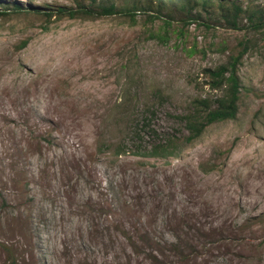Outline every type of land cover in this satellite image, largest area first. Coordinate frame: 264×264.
Segmentation results:
<instances>
[{
  "label": "rangeland",
  "instance_id": "374dc122",
  "mask_svg": "<svg viewBox=\"0 0 264 264\" xmlns=\"http://www.w3.org/2000/svg\"><path fill=\"white\" fill-rule=\"evenodd\" d=\"M43 25L0 17V264H264V28L192 23L165 44L114 17ZM245 37L237 118L176 158L132 154L187 133L220 94L204 70Z\"/></svg>",
  "mask_w": 264,
  "mask_h": 264
},
{
  "label": "trees",
  "instance_id": "16d2710c",
  "mask_svg": "<svg viewBox=\"0 0 264 264\" xmlns=\"http://www.w3.org/2000/svg\"><path fill=\"white\" fill-rule=\"evenodd\" d=\"M75 7L58 6L55 10H42L14 2L0 10V17L11 14L23 15L32 20H41L47 28L64 18L90 20L114 17L121 22L147 27L149 36L162 43L183 42L185 28L195 23L207 29L222 26L226 29L251 31L264 28V5H246L242 0H74ZM142 18V22L139 19ZM161 21L157 27L156 21ZM252 38L240 40L242 47L232 52L215 67L206 68L205 75L212 90L220 94L212 98H198L182 116L187 133L182 137L168 135L148 150L132 151L137 156L170 159L178 157L184 148L194 146L204 136L207 128L215 123L234 120L240 110L242 80L239 65L244 55L252 48ZM190 47L189 53L196 52ZM224 52L229 47L222 46ZM124 143L116 145L114 156L124 155Z\"/></svg>",
  "mask_w": 264,
  "mask_h": 264
}]
</instances>
